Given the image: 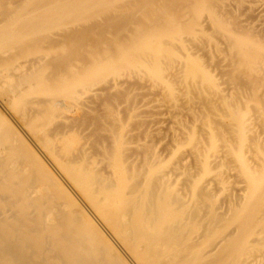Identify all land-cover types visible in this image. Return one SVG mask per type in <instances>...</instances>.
<instances>
[{
	"label": "bare ground",
	"instance_id": "6f19581e",
	"mask_svg": "<svg viewBox=\"0 0 264 264\" xmlns=\"http://www.w3.org/2000/svg\"><path fill=\"white\" fill-rule=\"evenodd\" d=\"M0 102V264H264V0H0Z\"/></svg>",
	"mask_w": 264,
	"mask_h": 264
},
{
	"label": "rangeland",
	"instance_id": "374dc122",
	"mask_svg": "<svg viewBox=\"0 0 264 264\" xmlns=\"http://www.w3.org/2000/svg\"><path fill=\"white\" fill-rule=\"evenodd\" d=\"M0 114H1L0 116L3 115L2 117L4 118V120L8 124L10 123L9 125H11V127H13L15 130H17L24 137V139L27 140V142L30 144V146L33 147V144H31L32 142L30 141L28 136L25 135L26 133L23 131V129L21 128L20 124L17 122L15 116L13 114H11L7 110V108L3 104H1V102H0Z\"/></svg>",
	"mask_w": 264,
	"mask_h": 264
}]
</instances>
